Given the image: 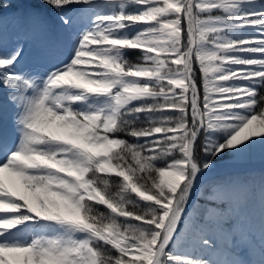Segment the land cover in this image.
<instances>
[{"label":"snow or ice","instance_id":"6c2138e0","mask_svg":"<svg viewBox=\"0 0 264 264\" xmlns=\"http://www.w3.org/2000/svg\"><path fill=\"white\" fill-rule=\"evenodd\" d=\"M257 151L264 0H0V264H264Z\"/></svg>","mask_w":264,"mask_h":264},{"label":"rangeland","instance_id":"374dc122","mask_svg":"<svg viewBox=\"0 0 264 264\" xmlns=\"http://www.w3.org/2000/svg\"><path fill=\"white\" fill-rule=\"evenodd\" d=\"M12 10H10L11 12ZM16 40V30L9 23L6 29V44L7 46H11L12 43ZM129 59L132 61L137 58L136 51L129 52ZM227 164L235 167L246 174H251L256 177L264 174V156H262L259 151L254 153L249 159L244 161H226Z\"/></svg>","mask_w":264,"mask_h":264},{"label":"trees","instance_id":"16d2710c","mask_svg":"<svg viewBox=\"0 0 264 264\" xmlns=\"http://www.w3.org/2000/svg\"><path fill=\"white\" fill-rule=\"evenodd\" d=\"M133 62H136L137 61V58L132 60ZM100 208L101 211H107L106 207L105 206H98Z\"/></svg>","mask_w":264,"mask_h":264}]
</instances>
